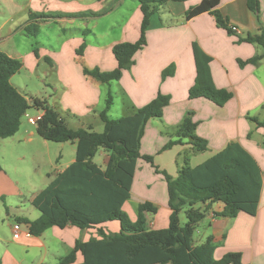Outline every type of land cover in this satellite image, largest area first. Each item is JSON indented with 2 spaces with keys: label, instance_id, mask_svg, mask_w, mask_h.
Returning a JSON list of instances; mask_svg holds the SVG:
<instances>
[{
  "label": "crops",
  "instance_id": "0c3cea01",
  "mask_svg": "<svg viewBox=\"0 0 264 264\" xmlns=\"http://www.w3.org/2000/svg\"><path fill=\"white\" fill-rule=\"evenodd\" d=\"M39 1L44 6L41 5V9L35 8L30 13L46 18L37 19L33 22L35 25L60 24L67 26L68 31L78 30V37L66 38L63 35L54 44L46 36V44L43 45L36 41L40 30L35 37L24 32L34 39L35 47L27 53L18 52L8 56L18 60L22 66L25 62L38 65L45 60L56 70L61 93L56 91L54 97L57 96V101L52 102L51 106L60 112L71 129L94 130L91 120L102 123L99 114L105 109L108 92L112 95L113 88L124 96V116L131 115L161 94L169 97V104L162 109L159 119L148 121L140 145V154L151 156L159 170L176 178L186 155L190 156V166L196 167L230 143L239 144L253 158L260 168L262 180L256 215L240 212L233 219L216 218L213 212H220L223 205L213 204L204 219L207 227L203 233L197 232L198 237H193V244L196 247L213 245L216 260L227 253H239L243 264H264V125H258L264 122V59L256 65L250 64L248 60L260 54V48L238 42L239 38L257 34L260 28H264V0H257L260 21L249 11L247 0H220L217 7L219 12L227 20L229 27L239 30L238 35L228 34L226 30L219 28L214 17L208 13L185 20V12L202 0H197L196 3L193 0L179 3L182 6L176 11L164 8L168 3L175 2L166 3L152 16L145 42L133 56L129 66L123 70L121 78L109 85L85 77L82 67L101 72L116 69L113 46L122 42L134 43L139 38L142 19L139 6L119 25L120 40L102 48L90 47L89 50L87 46L78 57L77 66L73 64V52L77 46L80 48L89 35L97 37L94 24L98 25L99 19L108 17L112 12L104 11L103 5L112 2L115 6H120L124 0H30L31 3ZM78 14L84 17H67ZM29 23L27 19L25 26ZM115 25L108 24L104 32L113 30ZM89 26L91 30L88 29ZM63 32L66 30L63 29ZM70 42L72 43L67 48ZM193 43L211 58L209 68L214 86L232 95L222 107L204 98L188 99L189 89L196 77ZM73 68L75 77L72 76ZM36 111V116L42 113ZM188 112L193 113L195 134L207 142V150L193 154L195 148L186 140L163 150L165 145L176 141L168 134L167 128L179 125ZM30 125L20 124L14 136L0 140V154L2 143L6 150H10V157L2 163L0 161V264H56L72 251L78 240L85 242L97 237V229L101 228L106 234L119 231L118 223L113 224L115 222L85 230L67 225L63 229L49 228L40 236L30 234L19 240L13 239L14 223L28 227L19 220L32 222L40 217V212L32 206L34 197L75 161V152L64 161L63 152L69 143L61 144L60 155L55 164L28 154L29 146L40 138L35 126L31 125L34 127L31 129ZM98 153L101 164L94 161ZM96 155L93 162L105 169L108 154L99 150ZM145 202L157 208L155 214L147 216L148 228L165 229L170 215L167 184L162 175L157 174L148 163L138 159L130 199L123 206L124 211L126 208L134 210L133 215H128L125 211L131 221L135 220L137 206ZM81 262L82 256L77 253L75 264Z\"/></svg>",
  "mask_w": 264,
  "mask_h": 264
},
{
  "label": "trees",
  "instance_id": "16d2710c",
  "mask_svg": "<svg viewBox=\"0 0 264 264\" xmlns=\"http://www.w3.org/2000/svg\"><path fill=\"white\" fill-rule=\"evenodd\" d=\"M142 15L140 35L136 42L117 43L112 55L117 67L111 72L83 67L85 77L109 85L118 81L123 70L129 66L133 56L145 42V34L152 16L157 14L168 2L184 3L189 0H136ZM220 0H202L189 8L184 19L190 20L208 13L214 17L216 25L233 34L227 20L218 10ZM247 7L260 21L257 0H247ZM67 17H84L82 14ZM46 18L29 13L30 22L24 28L28 36L35 37L38 29L33 21ZM239 43H248L260 48V54L248 62L256 65L264 59V28L254 35L238 39ZM85 44L77 50L83 54ZM196 77L189 89L188 99L204 98L222 107L232 97L231 93L217 89L212 81L207 56L196 43L192 44ZM36 54V52H35ZM22 68V64L0 51V140L14 136L20 127L22 118L31 108L43 112L35 128L37 135L44 141L75 146V161L32 201V206L40 212V217L32 222L19 220L28 225L32 236H40L49 228H65L72 225L80 230L100 227L116 222L117 233H104L97 229V237L88 241L76 242L72 251L56 264H75L76 254L82 256L79 264H243L239 253H227L221 259L214 258L215 247L193 244L194 232L198 224L210 213L213 204L221 203L220 212H213L216 218L233 219L242 212L256 215L262 187L261 171L253 158L237 143L228 144L221 152L202 164L191 167L190 156L186 155L178 169L176 178L159 170L151 156L140 154L141 139L146 124L159 119L161 111L169 104V97L157 95L145 106L136 109L131 115L116 120L107 117L113 103L108 92L105 109L99 114L103 131L95 132L91 128L71 129L61 117L60 112L48 104L46 99H26L11 84L10 79ZM193 113L188 112L183 121L167 128L168 134L176 139L164 146L163 150L186 140L194 146L193 154L207 150V142L196 136V123ZM258 125H264V122ZM102 150L109 160L105 169H101L93 159ZM142 159L157 174L162 175L167 184L170 215L165 229H149L147 216L155 214L157 208L149 202L139 204L135 220L131 221L123 210L130 199L136 162ZM184 213L186 222L180 225L179 215Z\"/></svg>",
  "mask_w": 264,
  "mask_h": 264
},
{
  "label": "rangeland",
  "instance_id": "374dc122",
  "mask_svg": "<svg viewBox=\"0 0 264 264\" xmlns=\"http://www.w3.org/2000/svg\"><path fill=\"white\" fill-rule=\"evenodd\" d=\"M193 2L196 3L197 0H193ZM33 5L35 6L32 7ZM41 5L44 6L41 1L31 3L30 0H0V51L2 53H5L7 55H16L18 52L27 53L33 47H35L34 39L26 36L24 34L23 28L26 25L28 14L32 12L35 8H39ZM115 5L116 4H113L112 2H106L103 5L104 11L112 12L108 15V17L99 19L98 25L94 24L93 29L97 37L89 35L86 38V41L82 43L85 44V48L87 46L89 47V50L91 49L90 47L102 48L107 44L116 42L121 39L119 25L126 21L130 14H133V11L135 10L136 6H138V3L136 2V0H124V3L120 6ZM181 6L182 4L179 3H168L164 8L165 10L167 9L171 11H176L177 9L181 8ZM41 7L39 9H41ZM110 23L112 25H115L116 23V27L111 31L104 32L107 29L108 24ZM38 25H36V28L41 32L36 41L43 45L46 44V36L49 37L52 43L54 44H56L63 35H66V38L76 36L78 37V30L73 29V32L68 31L67 26H62L60 24L55 25L53 23L46 24L45 26ZM63 29L66 30V32H63ZM88 29L91 30L90 26L88 27ZM71 43L72 42L68 44L67 48L70 47ZM77 50L78 46L76 48V51L73 52V64L78 66L79 55ZM65 52L67 51H64V53ZM72 76L75 77L74 68ZM10 82L19 91L20 94L26 97V99H40L41 97H44L43 99H46L50 106L52 102L57 101V96L54 97L56 91H59V93H61V90H59L60 88L57 78V72L56 70H54V68L52 69L51 66L46 63L45 60L40 61L38 65H29L27 64V62H25L21 70L16 75L11 77ZM112 96L113 106L108 112V118L116 120L124 116L123 102H125V99L124 96L120 92H116L114 88L112 89ZM36 114H38L37 111L31 108L27 111L26 115L36 116ZM91 121L94 127L93 131L99 133L103 131V124L99 120ZM21 124L25 126L28 125L26 116L22 118ZM30 128L33 129L34 127L30 125ZM36 140V142L29 146L28 154L44 158L46 163L52 161V164H55L57 157H59L60 155L59 147L61 146V144L52 142L45 143V141L40 138ZM6 147L10 149L9 146L6 145ZM1 148L2 149L0 154V161L2 163L4 160L7 159V157H10V150H6V148L3 146V143L1 145ZM74 152L75 147H71V145L69 144L66 145L63 152L64 161L74 155ZM94 161L98 164H101L100 153L96 155ZM125 211L128 213V215L134 214V210L132 208L130 210L126 208ZM179 219L180 225L183 226L186 222L185 215L183 212L180 213ZM113 224L117 223L115 222ZM206 227V220L200 222L197 226L194 238L196 239L198 237V231H201V233H203V230H205Z\"/></svg>",
  "mask_w": 264,
  "mask_h": 264
},
{
  "label": "built area",
  "instance_id": "2783aa9c",
  "mask_svg": "<svg viewBox=\"0 0 264 264\" xmlns=\"http://www.w3.org/2000/svg\"><path fill=\"white\" fill-rule=\"evenodd\" d=\"M230 29L233 34L238 35L240 32L236 27L230 26ZM43 112L36 117H27V121L29 124L36 126L37 122L41 119ZM30 232L28 227H24L21 223H14L12 225V236L14 240H19L22 236H29Z\"/></svg>",
  "mask_w": 264,
  "mask_h": 264
}]
</instances>
